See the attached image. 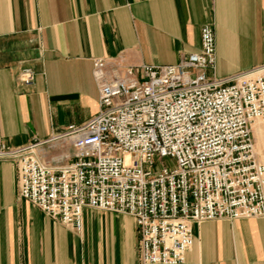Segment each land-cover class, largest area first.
Listing matches in <instances>:
<instances>
[{
    "label": "crops",
    "instance_id": "1",
    "mask_svg": "<svg viewBox=\"0 0 264 264\" xmlns=\"http://www.w3.org/2000/svg\"><path fill=\"white\" fill-rule=\"evenodd\" d=\"M213 28V75L264 65V0H0V146L36 149L53 165L59 137L99 110L94 59L109 67L174 65ZM30 69L34 81L21 83ZM183 264H264V217L191 225ZM133 219L85 208L76 232L18 196L16 166L0 159V264H141Z\"/></svg>",
    "mask_w": 264,
    "mask_h": 264
},
{
    "label": "built area",
    "instance_id": "2",
    "mask_svg": "<svg viewBox=\"0 0 264 264\" xmlns=\"http://www.w3.org/2000/svg\"><path fill=\"white\" fill-rule=\"evenodd\" d=\"M213 28L200 48L174 65L109 67L94 59L98 112L69 127L72 156L41 163L36 149L0 146L14 163L18 196L60 224L81 229L85 208L130 216L141 264H183L193 246L191 225L216 219L264 217V65L217 78ZM30 87L34 74L21 71ZM169 157L173 167H158Z\"/></svg>",
    "mask_w": 264,
    "mask_h": 264
},
{
    "label": "bare ground",
    "instance_id": "3",
    "mask_svg": "<svg viewBox=\"0 0 264 264\" xmlns=\"http://www.w3.org/2000/svg\"><path fill=\"white\" fill-rule=\"evenodd\" d=\"M255 126H256L254 130V136L256 137L255 149L257 150V152H259L262 146H264V128L260 126L259 122H256Z\"/></svg>",
    "mask_w": 264,
    "mask_h": 264
},
{
    "label": "rangeland",
    "instance_id": "4",
    "mask_svg": "<svg viewBox=\"0 0 264 264\" xmlns=\"http://www.w3.org/2000/svg\"><path fill=\"white\" fill-rule=\"evenodd\" d=\"M156 164H158V167H161V166L167 167V168H172L173 167V161L169 157L163 158L161 160V164H159L158 162Z\"/></svg>",
    "mask_w": 264,
    "mask_h": 264
}]
</instances>
